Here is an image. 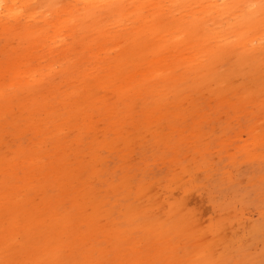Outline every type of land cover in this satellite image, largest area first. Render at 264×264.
Masks as SVG:
<instances>
[{
    "label": "rangeland",
    "instance_id": "obj_1",
    "mask_svg": "<svg viewBox=\"0 0 264 264\" xmlns=\"http://www.w3.org/2000/svg\"><path fill=\"white\" fill-rule=\"evenodd\" d=\"M0 264H264V0H0Z\"/></svg>",
    "mask_w": 264,
    "mask_h": 264
},
{
    "label": "bare ground",
    "instance_id": "obj_2",
    "mask_svg": "<svg viewBox=\"0 0 264 264\" xmlns=\"http://www.w3.org/2000/svg\"><path fill=\"white\" fill-rule=\"evenodd\" d=\"M93 1V0H92Z\"/></svg>",
    "mask_w": 264,
    "mask_h": 264
}]
</instances>
